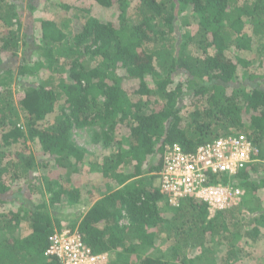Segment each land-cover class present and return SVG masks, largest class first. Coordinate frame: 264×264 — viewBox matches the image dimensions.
Listing matches in <instances>:
<instances>
[{"label":"trees","instance_id":"obj_1","mask_svg":"<svg viewBox=\"0 0 264 264\" xmlns=\"http://www.w3.org/2000/svg\"><path fill=\"white\" fill-rule=\"evenodd\" d=\"M18 1L0 0V264H60L44 254L64 229L59 206L87 208L65 228L106 264L250 257L236 243L264 240V0H44L58 18L30 29ZM113 7V19L98 16ZM73 129L109 150L88 163L103 180L89 190L69 183L92 156ZM238 133L259 150L237 175L239 206L210 217L193 199L172 208L152 186L167 144L192 151Z\"/></svg>","mask_w":264,"mask_h":264},{"label":"built area","instance_id":"obj_2","mask_svg":"<svg viewBox=\"0 0 264 264\" xmlns=\"http://www.w3.org/2000/svg\"><path fill=\"white\" fill-rule=\"evenodd\" d=\"M258 147L245 134L215 139L184 151L176 143L164 146L156 174L161 194L172 208L193 199L206 205L209 216L241 204L245 192L237 175L257 160ZM60 264H106L105 254H92L77 231L54 232L45 250Z\"/></svg>","mask_w":264,"mask_h":264},{"label":"rangeland","instance_id":"obj_3","mask_svg":"<svg viewBox=\"0 0 264 264\" xmlns=\"http://www.w3.org/2000/svg\"><path fill=\"white\" fill-rule=\"evenodd\" d=\"M67 2L73 3L74 0H67ZM130 2H131V5H130V9H131L133 7V5H135V3L133 2V0H130ZM29 3H32V4L36 3L35 9L33 11L28 10V4ZM17 4H18V11L22 13V22L25 25H27V27L29 29L33 28L35 26L38 27V21L37 20H39L40 18H47V17H50L52 14L58 18L57 14H56V10L54 8L50 7L47 4V2H45L44 0H19ZM116 7H117V3H116ZM116 10H117V8H114V7H113V9L106 10V11L105 10H102V11L97 10V14H98V16H102L106 20H111L114 18V17H112V15L115 16V14H116V16H117ZM72 12H74V11H72ZM245 32L249 34L250 29L249 28L245 29ZM245 56L249 59L250 58L252 59L251 52H247L245 54ZM239 74H240V72H239ZM12 89H13V91L18 90V89H16L15 86H13ZM60 108L61 107H59V109ZM183 112H185L187 114V113H189V109H183ZM244 119L248 120V118H244ZM121 139H122L121 134H119L118 132L114 133L113 140L115 142H118ZM72 140L78 146L84 147L86 150H88V152H90V154L92 156H89L86 158V160H85L86 166L83 167V171L80 174V176L73 175L72 180L69 183L71 184V188H75V186H77V185H82L83 189L89 190L90 188H92V185H91L92 183H89V181H93L94 184H100L101 183L100 181H103V180L100 179V176L97 173H94L93 171H91L88 168V163L91 164V163H94L96 161H99L100 160V158H99L100 154L107 156V151L109 152V150L106 151V150H104V148L100 144L94 145L91 142L92 136H91L90 130L73 129L72 130ZM117 147L118 146H116V145L114 146V151H116ZM54 171L55 170L48 173L49 178L51 176L52 177H56V176L58 177V175H54V173H53ZM42 173L43 172L41 170H39L36 173V175L38 176V175H41ZM148 178L150 179L151 177H148ZM151 180L153 181V183H155L154 179H151ZM61 181L64 183L65 179H61ZM156 183L158 184L159 180H156ZM85 194L86 193H83V196ZM45 197H48V195L46 194ZM96 198H98V197H96ZM260 198L262 199L261 201L264 202V190H262L260 192ZM250 201L251 200L248 199V202H250ZM57 208H58L57 213H55L54 211H51V213L53 216H56L57 218L62 219V224H64L63 228H65V223H66L65 221L66 220L69 221L71 218H73L72 216L76 215V214H80L79 216L82 217L84 215L86 209H87L86 207L83 208V207H79V206L76 209L75 208L74 209L73 208L68 209L65 206L63 208H61V206H59ZM237 218L240 221L242 217L240 215ZM21 228H22V230H21L22 232H26V231H23V230H25L23 228V225L21 226ZM236 247H238L239 249H242V251L246 250L247 252L251 253L250 257H246L245 255L242 256L243 262L239 261L236 264H258L257 260H261V258L264 257V240H263V242H258L257 244L252 242L251 240H250V243H245L244 240H239L236 243ZM213 249H214L216 255L219 256V258L223 255V246L221 247L217 244H214Z\"/></svg>","mask_w":264,"mask_h":264},{"label":"clouds","instance_id":"obj_4","mask_svg":"<svg viewBox=\"0 0 264 264\" xmlns=\"http://www.w3.org/2000/svg\"><path fill=\"white\" fill-rule=\"evenodd\" d=\"M252 141V140H251ZM258 156H259V154H258ZM257 159H258V157H257ZM255 162H257V160L255 161ZM254 162V163H255ZM253 164V163H252ZM250 166V165H249ZM150 176H154V177H156V179H157V176H156V174H153V175H148V177H150ZM154 180H155V178H154ZM67 230L68 228H64L63 230ZM69 230V229H68ZM62 231V230H61ZM72 231V230H71ZM74 231H76V230H74ZM55 232H59V231H55ZM54 234V233H53ZM107 263V262H106Z\"/></svg>","mask_w":264,"mask_h":264},{"label":"crops","instance_id":"obj_5","mask_svg":"<svg viewBox=\"0 0 264 264\" xmlns=\"http://www.w3.org/2000/svg\"><path fill=\"white\" fill-rule=\"evenodd\" d=\"M258 160H259V156H258L257 161H258ZM155 179H156V177H155ZM154 181H155V183H153V181H152V186L155 187V188H157V185H158V184L156 183V180H154Z\"/></svg>","mask_w":264,"mask_h":264}]
</instances>
